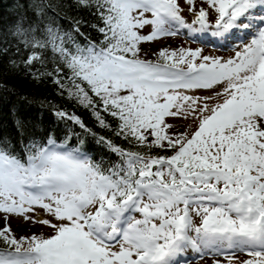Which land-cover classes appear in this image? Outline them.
<instances>
[{
    "label": "snow or ice",
    "instance_id": "obj_1",
    "mask_svg": "<svg viewBox=\"0 0 264 264\" xmlns=\"http://www.w3.org/2000/svg\"><path fill=\"white\" fill-rule=\"evenodd\" d=\"M13 11L0 76L51 84L102 131L46 101L63 129L0 136V264H264V0ZM177 36L201 46L151 47Z\"/></svg>",
    "mask_w": 264,
    "mask_h": 264
},
{
    "label": "trees",
    "instance_id": "obj_2",
    "mask_svg": "<svg viewBox=\"0 0 264 264\" xmlns=\"http://www.w3.org/2000/svg\"><path fill=\"white\" fill-rule=\"evenodd\" d=\"M14 4L15 0H0V33L16 19L13 11ZM96 35V33H93V36ZM144 47H148V45ZM0 85L15 89L14 93H8L4 90V87H0V136L7 134L14 142L18 143L19 136L16 133L15 126L17 119L30 126H36L38 130L47 128L51 131L56 127L63 129V123H57L56 117L53 116L46 101H52L60 107L66 108L69 113L74 112L90 127L95 128V121L89 111L61 99L56 95V89L49 83L37 85L22 75H17L0 76ZM22 97H26V99H22ZM75 130L81 131L78 126ZM95 130L102 131L98 128H95Z\"/></svg>",
    "mask_w": 264,
    "mask_h": 264
},
{
    "label": "rangeland",
    "instance_id": "obj_3",
    "mask_svg": "<svg viewBox=\"0 0 264 264\" xmlns=\"http://www.w3.org/2000/svg\"><path fill=\"white\" fill-rule=\"evenodd\" d=\"M177 42L182 43L184 46H187L186 44L183 43V41L178 40V39H175V38H166L162 43H168V45L169 44L170 45H174V43H177ZM13 228H14V230L17 233H20L21 232V229L16 228L15 223L13 224Z\"/></svg>",
    "mask_w": 264,
    "mask_h": 264
}]
</instances>
